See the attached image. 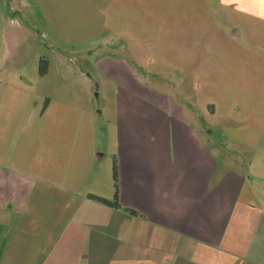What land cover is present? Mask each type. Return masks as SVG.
Returning <instances> with one entry per match:
<instances>
[{
	"label": "crops",
	"instance_id": "obj_1",
	"mask_svg": "<svg viewBox=\"0 0 264 264\" xmlns=\"http://www.w3.org/2000/svg\"><path fill=\"white\" fill-rule=\"evenodd\" d=\"M38 1L59 38L88 41L91 54L103 45L94 23L111 0ZM216 5L244 40L237 52L225 48L229 68L231 55H238L233 65L243 55L264 54V0H216ZM229 32H224L227 38ZM10 64L0 57V229L14 219L30 243L45 229V244L55 245L50 257L65 264H264L260 144L238 136L228 138L224 148L214 140L213 129L204 131L208 140L177 122L171 141L144 126L127 127L125 136L106 144L100 154L92 112L70 104L84 100L69 89L74 80L65 77L55 85L61 96L53 97L50 89L39 94L35 82L47 77L53 65L42 76L37 63L35 78L28 80L25 72L14 78ZM251 82L256 91L258 82ZM244 85L241 80L227 84L233 87L230 101L235 94L241 98ZM250 104L244 105L246 112L254 110ZM65 106L73 108V126ZM229 133L226 129L222 135ZM116 194L119 209L90 198L113 201Z\"/></svg>",
	"mask_w": 264,
	"mask_h": 264
},
{
	"label": "rangeland",
	"instance_id": "obj_2",
	"mask_svg": "<svg viewBox=\"0 0 264 264\" xmlns=\"http://www.w3.org/2000/svg\"><path fill=\"white\" fill-rule=\"evenodd\" d=\"M139 3L111 0L100 9L99 21L94 24L100 40L105 39L91 54L86 52L88 41L59 38L40 1L0 0V16L4 15L0 17V57L16 70L14 78L25 72L28 80L35 78L33 67L40 59L51 63L50 74L35 82L34 92L39 94L50 89L53 97L61 96L56 90L59 81L65 77L74 80L69 89L84 100L70 104H81L92 112L95 136L98 133L101 137H96L100 154H104L101 150L106 144L121 140L127 127L144 126L150 128L151 135L171 141L177 122L202 133L206 128L213 129L214 140L224 148L228 138L240 136L246 143L260 144L259 151L264 154V54L243 55L244 60L239 64L234 60L233 65L232 58L238 55H231L229 68L223 59L225 48L237 52L244 40L240 33H233L238 30L237 24L232 26L221 18L225 14L216 0ZM251 27L255 28L254 22ZM224 32H229V38ZM232 80L245 81V85L235 87L242 89L241 98L235 94L230 101L233 87L227 84ZM253 80L259 84L256 91L248 86ZM247 98L251 101L244 103ZM248 104L255 106L253 111L246 112L244 105ZM67 108L72 119L73 108ZM226 129L229 137L222 135ZM241 130L246 134L241 135ZM107 131H111V139ZM204 136L211 140L209 134ZM20 225L12 219L0 229V264L66 263L50 257L55 245L45 244V229L40 232L44 237L30 243Z\"/></svg>",
	"mask_w": 264,
	"mask_h": 264
},
{
	"label": "trees",
	"instance_id": "obj_3",
	"mask_svg": "<svg viewBox=\"0 0 264 264\" xmlns=\"http://www.w3.org/2000/svg\"><path fill=\"white\" fill-rule=\"evenodd\" d=\"M39 66H40V74L42 76L46 75L48 72V69H49V62L46 61L45 59H41ZM116 172H117V168L115 166L114 173H115V180L117 181ZM90 198L92 200L98 201L101 204L106 205V206L111 207V208H116V209L122 208L120 205L119 198H118L117 194H116L115 199L113 201H109V200H106V199H103V198H100L97 196H93V195H91ZM131 212L135 213L133 211H131Z\"/></svg>",
	"mask_w": 264,
	"mask_h": 264
}]
</instances>
